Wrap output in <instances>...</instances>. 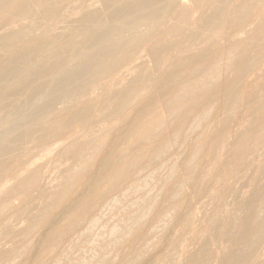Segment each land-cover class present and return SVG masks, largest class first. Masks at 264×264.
Returning <instances> with one entry per match:
<instances>
[{
  "label": "bare ground",
  "instance_id": "obj_1",
  "mask_svg": "<svg viewBox=\"0 0 264 264\" xmlns=\"http://www.w3.org/2000/svg\"><path fill=\"white\" fill-rule=\"evenodd\" d=\"M66 1L69 3L70 0H66ZM78 1H82V0H78ZM104 1L107 4V8L117 7L115 12L113 13V17L117 18L120 21L122 20L124 24L126 22L129 23L130 20H138V19L140 20V18H145L148 20H152L151 26L149 24L150 28L147 29L148 31L146 30L147 32L145 31L141 32L139 28L140 24H138L135 27H130L129 25L130 27L129 29H127L128 26L126 27V29H124L123 27H120V25L117 24L116 21L117 25L115 27L107 26L108 28L104 30H98L100 24L102 23H104V25L106 24V22H99L97 20L99 19L97 14L98 9L96 12L91 11L90 9V11L85 12L82 16H80L79 14L80 16V18H78L79 20L77 21L74 20L70 23L68 22L67 26L69 25L76 26L77 24L87 25L86 32L89 31L91 32L90 40L86 45L80 48L77 54H75L76 57H75L74 65L73 66L71 65L72 67L70 66V68L67 69L65 72H63L61 76L59 75L60 79L58 80L57 84L54 85L55 87H53V89H52V82L50 83V87L52 90L50 94H48L49 96L48 99L42 105L40 104L38 108L36 106L37 108L36 111L30 116H28L25 119V121H23V123L18 126V128L15 130V134L13 138L11 137L12 139H10L7 142L0 143V178L7 170L9 165L8 164L9 160L13 156L15 157L14 154L17 153V151H19L21 148L23 149L24 144L27 142V138L31 133V130L27 128V125L29 124L36 126V129L34 131H39L41 132V134L44 131H46L48 127L51 128L52 126L50 125L56 124L54 126L56 127L61 126L62 128L70 129L71 133L74 132L75 130H77L76 134H78L79 131L80 133L84 132L85 136H90L91 138L88 141L86 139V141L78 142L75 139L76 136L75 132L73 133V135L68 134L69 135L68 138H71L70 139L71 141L69 139L68 140L72 142V144L69 142L68 147L70 151L78 154L77 157L79 159V162L77 161L78 170L77 171L75 170L74 168L75 165H74L73 168L75 170V173L73 172L72 174L68 175L65 178L63 185L57 191L56 194H53L52 198H50L47 205L43 208L41 214L33 218L27 224V226L24 228V230L21 233L22 238L20 240H13L12 244L7 249H3L0 251V264H7L10 261H14L17 258H20V256L26 259V262L23 263L24 259L22 261L21 258L22 264H48L49 260L51 259L53 260V262L51 263L54 264L55 263L58 264L59 262H62L61 260H63V264H65L64 261L68 264H143L147 260L149 255L152 253V249L154 247H157L166 236L165 230L162 233H160V235L158 234L157 231H159V228L162 225L163 226L166 225L165 223L167 218H169L168 216L170 212L172 210H177V214H176L177 216L182 212L184 208L187 207L188 205L187 203H189V200L187 202H184L183 199L181 198L180 193L182 191L181 190L182 183L179 182L176 185H172L173 183L170 181V179L172 178L170 179L168 178V180H166L165 182V187H166L165 196H163L161 199L152 198L150 200L145 196L144 197L145 201L147 199V202H145L146 205L144 204V201L140 200L143 206L145 205L144 209L138 212H134V214L131 215L128 214V212L131 213L130 210L131 207L130 205H128L130 203L124 202L129 206V209H126L125 211L128 210L126 213L129 215L127 217L130 218L131 216L130 220L127 222L123 220L122 223L125 222L124 225L120 224L119 226L118 223L117 226L116 224H114L112 227H110L111 230L109 229L110 230L109 234H111L112 237H114L113 241L106 242L107 241L106 239V241L102 242L97 246L94 253L95 256L93 257L94 259L90 260L93 261L92 263H90L83 257L81 258V256L80 258H76L74 255V251L76 249L82 248L84 246V243L92 240L91 234L85 232L82 229L87 225H91V226L94 225V230H95V225L97 224L98 219H100L98 217L99 214L98 212L100 208H102L105 205V203L108 202V199L109 198L111 199L110 196L112 194L114 195V193L116 192H121L124 189H127L128 191L129 189L134 188L137 185L136 182L138 181L135 180V174L136 172L138 171L140 172L142 169L144 168L146 169V167H148V165L152 162L151 160L150 161L148 160L149 157L153 154H156V156L157 155L161 156L163 153H165V151L168 150L170 144L174 139H178L179 141L183 139L181 137L179 139V136L182 134L183 130L185 131V129L191 128L192 125L194 126V128L196 126L199 127L200 124L198 125L199 123L198 118L200 120L202 116L205 117L209 115L214 104L216 105V103H219L218 112L220 113L221 118L219 119L218 124L215 126V128L213 126V129L211 127L210 132L208 131L206 134L201 133L200 136L195 137V139L199 137V139L201 140L200 142H196L195 140L196 145L192 143L193 145H191L189 152L186 155L187 158L185 157L186 160L184 162L183 172L185 171L186 173L187 176L186 180L189 181L188 184L194 185L198 181L200 177V172L198 170L199 164H201L206 159H213L214 162H217L218 157L221 156V154L219 155L218 153L221 149L225 148V145L227 143L228 133H229L228 128L230 123L229 120L231 116L240 115L238 124L248 122V125H250V121L247 118V114H248L247 110H246V114H244L243 112H241V108L243 107V103H244L243 91L246 89V86L248 85V83L246 84L245 81L248 80V77L256 69L255 66L257 65V63L259 64L261 63L259 62V59L262 50L264 48V0H234L235 2L233 1L234 2L233 7L236 6V10L234 11L228 9V7L225 4L226 0H193L196 3L195 5L196 8L197 6L201 8V6L204 5H209L211 8L209 14H205L204 16H201L198 19L194 18L191 15L192 14L190 12L191 9L190 10L180 9V6L182 4L181 0H126L125 2L124 0H104ZM61 2L63 3L62 0ZM76 2L77 0L75 1V3ZM68 3L65 2L63 4L64 6H66V4ZM71 3L73 2H70V5ZM167 4L171 6V9L166 15H162V14L160 15L161 10ZM91 5L90 8H92ZM68 6L69 5L65 7V12H62L60 11V8H58V1L56 0H0V21L4 23L3 20L5 19L7 20L14 18L18 19L19 17H21L22 19V16L34 13L36 14V16L39 15L45 20L44 22H42L44 26L45 24L48 25V27L45 26V28L47 27L48 29L46 28V31L43 36L55 37L56 34L54 27H56V25H59L57 23L60 22L58 18L60 17V19L65 20V23H67L66 15H68V17L70 18L72 17L70 16V14L72 13L75 14L77 12V8H73V7H72L73 10L70 12ZM82 6L83 8L84 6L86 7V5H82ZM68 11L70 12V14H66ZM171 13H173L171 17H173L174 23L171 22L173 23V25L170 26L169 24L170 26L169 27L167 24L165 25V22L168 23L166 19L170 17L169 15ZM153 14H159L155 20L152 19ZM64 15L66 17H64ZM56 20L59 21L56 23V25H53V23L56 22ZM171 21L173 20L171 19ZM7 22L8 21H6V24ZM17 22H19V19L17 20ZM132 22L133 21H131V23ZM248 22L249 25L251 23L253 24L255 23V27L249 29L247 27ZM30 24L31 22L29 21V25ZM63 24L62 26H57L60 28L64 26L62 32L65 29V25H66ZM142 24L144 23H141V25ZM22 28H24V25L22 26ZM73 29L74 28H72V30ZM198 30H203L205 33L208 34V36H198L197 39L198 41H196L195 43L192 42V44L189 46L182 45L181 39H188V40L191 39L193 35L198 34ZM24 31L25 32L20 33L22 37L24 36L23 39L25 38L23 43L20 42L13 43L12 41V43L0 44V122L1 121L6 122V120H8L11 116H13V114L16 113L19 114V111L22 112V110L25 107H27L29 103H31L30 101L33 100L32 97L36 93L41 91L42 87H44L46 84L49 83L51 73L53 72L54 69L56 70V67L59 64L61 63L63 64L65 62V59L67 57L66 54L67 52H69V51L67 52L62 51L59 53L55 52L54 55L56 56L53 55L54 57L53 58L50 57V59L46 58L47 60H45L41 64L39 63L40 65L36 69L34 68L35 70L34 69L31 70V74L27 73L29 77H27L26 79L21 78L20 81L19 80L13 81L12 82L13 84H11L12 80L19 78L20 74H22L21 73L22 70H24L29 63H32L33 60L35 61L38 54L44 52L46 53L47 51L51 53L50 49L53 48L54 41L55 40L56 42L58 41L56 37L55 40L54 38H52L54 41L46 37L37 38V39L28 38L29 37L28 33L31 32L32 30L31 29L27 30L26 28ZM40 31L42 30L40 29ZM239 31L246 32V35L243 37H242V33H240L241 36L237 35L236 32H238L239 34ZM59 32L61 35L60 30ZM66 32H64V34H66ZM69 32L70 34L72 33V31ZM68 35H66L65 37L69 38ZM83 36L85 38V35ZM79 37H81V35ZM60 38L63 39L64 37L62 38V36H60ZM73 39H71V43ZM59 41L61 40L59 39ZM79 43L80 42L76 43L78 47H79ZM57 44L58 46H60L59 48L61 49L63 48L62 45H59V43ZM72 45L74 46L75 44H71L70 46ZM3 47H5L7 52L5 56H2L1 53L2 51L1 48ZM73 50H76V48ZM144 50L151 55L152 60L156 66H158L160 69L166 66V69L162 70L163 75L161 77V80L156 85V89H157L156 95L153 97L151 93L152 98L146 100L145 104L142 107H140V109L137 112L135 111V114L131 119L129 118L126 119L129 121L123 122V124L121 123V125L118 126L117 131L115 130V128L110 127L105 132L106 134L105 136H103V134L101 133L102 134L101 137H98L97 135L98 133L96 131L97 137L94 135V137L92 138L91 135H93V133L89 135L90 134L89 132H92L94 128L92 126L93 124L90 125V122L92 119L104 115L106 112H108V110L118 113V111L124 109L131 102V100L134 99L136 100V98L141 95L143 86L141 87L140 85H136V86L132 85L133 87L127 90H125L124 88H123L124 90H119V91L115 90V92H113L110 95V97L108 96V99L106 100L105 103V107L99 106L98 102L91 100V98L95 99V96L94 97L92 96L89 101L80 100L78 101V103L79 102L80 104L82 103L81 107L80 105H78V110L74 111V113L71 116L66 117V115H68L67 114L68 111L66 112L65 110L66 112L65 113L62 109L63 111L62 114L65 113L66 115L64 114L65 116L60 115V118L58 117L57 114L58 112H56L58 111L56 110V106H57L56 104L65 100L73 93L77 92L78 90L80 89L83 90V88L86 87L87 85L95 84L98 81V79L102 77H108V78L110 77V82H111V77L114 78L113 74L117 73L118 71L121 72L122 67L124 65L127 66L128 63L134 60L135 58H136L135 60H137V57L135 56L136 55L138 56V54ZM53 51L51 54H53ZM71 55H69V57ZM42 56H40L41 59ZM176 59H180V64L177 66L173 64L174 60ZM67 60L66 63L68 62ZM220 62H222L223 65L226 62L228 63L229 69L231 71L230 77L223 78L224 76L223 77L221 76L218 67V65H221ZM37 63L35 62L34 65H36ZM66 65L68 66V64ZM31 66H33V64ZM145 70L147 71V69ZM25 71L27 72V69L24 70V73H26ZM140 77L144 78V76L141 75L137 79H139ZM54 78L58 79V77H54ZM117 83H115V87H120V86H116ZM111 88L113 89V87ZM261 89L263 90L262 87ZM261 89L260 91H262ZM108 91H110V88H108ZM148 91H146V93ZM261 93L263 94L264 92ZM260 96L263 97L264 95L263 96L260 95ZM138 103H139V99H138ZM32 106L33 105H31V107ZM217 106H215V108ZM75 107L77 106L75 105ZM252 107H253L252 112L261 111V114H259L260 117L258 118V121L255 120L257 121L255 122V127L256 128L260 127V131L259 133H256V137L257 138L261 137L262 139V137L264 136L263 135L264 134V103L260 106L257 107L252 106ZM126 109L128 110L129 108ZM134 110H135V105H134ZM212 113L214 112H211L210 114ZM127 114L128 113H126V115ZM111 115H113L112 112ZM62 116L66 118L64 117L61 118ZM119 117L118 119H120ZM124 118H127V116L126 117L124 116ZM217 118L218 116L216 117V119ZM216 121L218 120H215V122ZM8 122L10 123L9 120ZM102 123L105 124L104 122ZM194 124L197 125L195 126ZM213 124L216 123L213 122ZM204 125L206 124L204 123ZM247 128L248 127H246L245 130ZM239 131L240 130H237L235 132H239ZM9 132H11V129ZM94 134H95V130H94ZM6 136H8V134H6ZM250 137H251L250 135L244 134L243 132V134L235 142V145L231 146L233 147L232 148L233 152L231 151L232 153L231 155H234L235 153L234 156H236L238 155L236 153H239L238 156L240 158L239 157L238 158L240 160L237 163L241 164V166L242 163L248 158V153H249L248 150L250 149L252 150L251 147L252 146L254 147L253 144L254 141ZM1 140L2 138H0V141ZM87 142H90L93 145L92 150H89L92 151L91 156H88V154L91 153L89 151L87 155L84 154L85 152L84 153L81 152L84 144H86ZM136 145L138 146V148H134L137 147ZM36 146H37V142H36ZM27 147L29 148V146ZM87 148L89 147L87 146ZM226 149H227V145H226ZM228 149L230 150V147ZM23 151H25V147ZM158 156L156 158L154 157V159L155 160L158 159L159 158ZM164 159L165 158H163L162 160ZM221 161H223V158L221 159ZM221 163L215 165L214 167L219 168ZM96 165L98 166L100 165L98 169L94 168ZM172 170H170V172H172ZM12 176L14 177L15 181L6 188L5 194L7 197L4 196L5 198L0 203V217H3V215L7 211L13 210L14 212L15 210V206H13V204L9 199L10 196H18L22 202H25V200L30 198L32 193L40 185V184L38 185L39 179L41 181V179L43 178L42 172L39 167H30L28 165H26L23 168V171H20L19 174L14 172ZM142 184L143 182L141 183V186ZM143 186L146 185L143 184ZM1 187H3V185ZM140 190H142V188ZM261 191H260V195H261ZM182 194L184 193L182 192ZM148 195L149 197H152L151 194ZM116 196L120 197V194L118 193V195ZM119 197L118 200H116L115 197L114 198L112 197L113 200L111 199L110 201H113L114 203L116 200L117 204L121 203L120 201H122L121 199L123 197L120 198V200ZM128 197H130L129 193L127 198ZM131 199L133 198L131 197ZM144 199L142 198V200ZM128 200L130 201V199ZM137 201L139 202V200ZM134 202L135 204L137 203L139 205L138 202L136 201ZM248 203L250 204V202ZM125 204L123 207H125ZM142 204L140 203V206L137 205L139 209L142 207ZM216 205H218V203ZM246 205L248 204H245V206ZM119 206L121 208L122 205ZM137 206L135 205L136 209H138ZM113 207H115V205ZM215 207H219V205ZM135 208H133V211H136ZM211 208L214 207L211 206ZM39 210H41V208H39ZM10 213L11 212H9V214ZM16 213L17 212H15V214ZM212 213L214 214V212ZM208 215L207 218L209 217ZM99 216L101 215L99 214ZM212 218H215V215ZM212 218H210L211 223L213 221ZM126 220H128V218H126ZM204 221L206 223V220ZM167 222H169V219L167 220ZM208 223L210 226V222L207 219V223L205 226H207ZM246 225L248 231V238L247 241H245L246 244L244 246H240L237 250L235 249V252L233 251L234 252L233 256L230 257L231 259L226 264H252L253 261L257 260L259 251L261 250L264 244V192L261 195L259 202L255 203V206L252 209V212L247 219ZM98 226L97 228H99ZM237 227L238 226H236V228ZM164 228L166 229L165 226ZM209 228L211 229V227ZM223 231H224L223 236L228 237L229 238L228 240L230 241V237H231L230 235L233 232V230H231L230 227H227L225 230L223 228ZM35 232L38 233L35 234ZM210 232L211 231H209V233ZM101 233L97 234L96 232L97 238H95V241L96 239L101 238L100 236L98 237V235L103 236ZM33 234L35 235L33 236ZM31 236H33L34 239H32ZM35 236L37 237L36 240H35ZM104 237L105 236H103V238ZM107 237L110 238L109 236ZM103 238L100 240H105ZM83 239L87 241H83ZM236 239L237 237L235 238V241ZM201 243L202 244H200V246L197 248L195 255L188 264H200L205 260L206 252L208 251L209 245L206 242V240H204L203 242L201 241ZM226 243H228V241L225 242L224 244ZM86 248L89 247L87 246ZM80 253L81 252H79L78 254ZM50 254H53L54 256L52 255L53 257L51 258ZM48 256L50 257V259ZM15 264L18 263L15 262ZM258 264H264V260L260 262L258 260Z\"/></svg>",
  "mask_w": 264,
  "mask_h": 264
},
{
  "label": "rangeland",
  "instance_id": "obj_2",
  "mask_svg": "<svg viewBox=\"0 0 264 264\" xmlns=\"http://www.w3.org/2000/svg\"><path fill=\"white\" fill-rule=\"evenodd\" d=\"M56 1H58V8H60V11H62V12H65V7L67 5H69L68 9L70 10V12L73 10V8H77V12L75 14L74 13L70 14L69 11L66 13V14H70V16H72V17L69 18L68 15H66L67 17L64 15V17L67 18V21H66L67 23H65V20L60 19V17L58 18L60 20V22H58L59 20H56V22L53 23V25H56L57 22H58L57 24H59V25H56V27H54L55 28V34H56L55 37L58 40L57 42H56L54 36H43L45 31H46V28L48 27V25L45 24V26H47L45 28L44 24H42V22H44L45 20L42 17H40L38 14H37L38 16H36V14H34V13L27 14L28 16L24 15L26 17L22 16V19H21V17H19L18 18L19 22H17V20H18L17 18L16 19L15 18L14 19H8V20L5 19V20H3L4 23H2V21H0V35H1L0 39L2 38L1 41H0V44H2V43H12V41H13V43H19V42L23 43L25 38L23 39L24 36L22 37L20 33L25 32L24 30L26 28H27V30H30V29L32 30L31 32L28 33L29 34L28 38L37 39V38H43V37L45 38L46 37V38H49L51 40H53L52 38H54V40H55V41L53 40L54 41L53 48L50 49L51 53L54 50L53 54L49 53V51H47L46 53L45 52L44 53H40L41 55L38 54V56L36 57L35 61L33 60L32 63H29L26 66V68L24 69V70L27 69V72L25 71L26 73H24V70H22V72H21L22 74H20L19 78L15 79V80H12L11 84H13L12 83L13 81H18V80L20 81L21 78L22 79H26L27 77H29L28 74H31V70H33L34 68L36 69L45 60L50 59V57L53 58L54 56H56V55H54L55 52L59 53V52H62V51H65V52L69 51L66 54V56L68 58L66 57L65 62L63 64L62 63L59 64L56 67V70L54 69L53 72L51 73L49 83L46 84L44 87H42L41 91H39L38 93H36L32 97V99L35 101V103H34L33 100H31L30 101L31 103H29L30 105L28 104L27 107H25L22 110V112L19 111V114L16 113L17 115L13 114V116H11L8 119L10 121V123L8 122V120H6V122H4V121L0 122V138H2L0 143L1 142H7L10 139H12L14 134H15V130L18 128V126L20 124H22L23 121H25V119L28 116L33 114L36 111V109L40 106V104L42 105L48 99V97H49L48 94H50V92L53 89V87H55L54 85H56L58 80L60 79L59 75L61 76L62 73L65 72L67 69H69L71 65L72 66L74 65V61H75V57H76L75 54L78 53V51L80 50L81 47H83L84 45H86L89 42L90 36H91V32L90 31L86 32L87 31V25H85V24L84 25L83 24H79L78 25L77 24L79 27L77 25H76L77 27L76 26H70V25L67 26L68 22L70 23V22H72L74 20H76V21L79 20L78 18H80V16H82L85 12L90 11V9H91V11H95V12L98 9V13L97 14H98V18L99 19H97V20L99 22H106L105 25H104V23L100 24L98 30H104V29L108 28L109 26L115 27L117 24H119L120 27H123L124 29H126V27L128 26L127 29H129L130 27H135L138 24H140V27H139L140 31L141 32L142 31L143 32L144 31L147 32L148 31L147 29L150 28L151 23H152V20H148V19H145V18H140V20L139 19L138 20H130L129 23L126 22L128 25L126 23L124 24V22L122 20L120 21L117 18L113 17V13L117 9V7L116 8L115 7L107 8V4L105 3L104 0H86V1H84V0L78 1L77 0L76 3H75L76 0L75 1L70 0L69 3L66 0L65 1L62 0L63 3H65V2L68 3V4H66V6H64V4L61 2V0H56ZM125 1L126 0H124V2ZM181 1H182V4L180 6V9H187V10L191 9V11H190L192 13L191 15L194 18H196V19L200 18L201 16H204L205 14H209L210 11H211V8H210L209 5L201 6V8L197 6V8H196V6H195L196 3L193 0H181ZM233 1L234 0H232V1L231 0H226V2H225V4L228 7V9L231 10V11L236 10V6H234L235 9L233 7V3L235 2V1L234 2ZM70 2H73V3H71L72 6L70 5ZM79 2H81V3H79ZM84 2H85V4H84ZM77 3L79 4L80 7L78 6ZM82 5H86V7L84 6V8H83ZM90 5L92 6L93 10H92V8H90ZM70 6H71V8H70ZM81 6H82V8H81ZM193 6H195V7H193ZM85 8H87V9H85ZM170 9H171V6L169 4H167L161 10L160 15L161 14L162 15H166L169 12ZM66 11H67V9H66ZM194 13H195V16H194ZM76 14H77V16H76ZM79 14H80V16H79ZM158 15L159 14H153L152 19L155 20L156 17H158ZM172 15H173V13H171L169 15L170 17H168L166 19V21H168V23L165 22V25L166 24L168 26H169V24H170V26L173 25L174 19H173V17H171ZM32 16H33V18H32ZM28 17H29V19H28ZM42 19H43V21H42ZM171 19L173 21H171ZM34 20L36 21V24H35ZM62 20H63V22H62ZM141 20H143V21H141ZM6 21H8L7 24H6ZM29 21L31 22L30 25H29ZM116 21H117V24H116ZM131 21H133V22L131 23ZM144 21H147V22H144ZM108 22H109L110 25L108 24ZM171 22H173V23H171ZM249 22H248V26L247 27L249 29L254 28L255 27V23L254 24L251 23L249 25ZM25 23H26V25H25ZM60 23H61V25H60ZM63 23L66 24V25H65V29L62 32V29L64 28V26L61 27V28L57 27V26H62ZM141 23H144V24L141 25ZM17 24H19V25H17ZM38 24L39 25L42 24V25H40V27H39ZM149 24H150V26H149ZM23 25H24V28H22ZM32 25L33 26L35 25V26L33 27ZM129 25H130V27H129ZM147 25H148V27H147ZM72 28H74V29L72 30ZM40 29L43 31V34H42V31H40ZM78 29H80V30H78ZM82 29H84V30H82ZM33 30H34V32H33ZM59 30L61 31V35H60ZM65 30L69 33V35H68V33ZM76 30H78V31H76ZM69 31H72V33H71L72 36H71ZM64 32H66V34H64ZM76 32H77V34H76ZM236 33L239 36H241L240 33H242V37L246 35V32H243V31L242 32L239 31V34H238V32H236ZM79 34L81 35V37H79L80 36ZM17 35H19V36H17ZM66 35H68L69 38L65 37ZM83 35H85V38H84ZM60 36H62V38L63 37L64 38L61 39ZM73 36H75V37H73ZM198 36H208V34L205 33L203 30H198V34L193 35V37L191 39H189V40L188 39H181V43L184 46H189V45L192 44V42L195 43L196 41H198L197 40ZM86 37H87V39H86ZM59 39L61 41H59ZM71 39H73L72 43H71ZM82 40H83V42H82ZM84 41H85V44H84ZM77 42H80L79 43V47L76 44ZM57 43H59V45H62L64 49L62 48L63 49L62 50L61 48H59L60 46H58ZM71 44H75V45L74 46L72 45L73 46L72 47V46H70ZM75 48H76V50H73ZM1 49H2V51H1L2 56H5V54L7 53L5 47H3ZM58 53H56V54H58ZM71 53H72V55H71ZM69 55H71V56L69 57ZM40 56H42V59L40 58ZM135 57H137V60H135L136 59L135 58L134 60L129 62L127 66L124 65L122 67L121 72L118 71L117 73H115L116 75L113 74L115 79L113 77H111V82H110V77L109 78L108 77H102V78L98 79V81L95 84L87 85L86 87L83 88V90L82 89H80L81 91L78 90L77 92L73 93L71 96L66 98L65 100H63V101L59 102L58 104H56L57 105L56 106V110H58L56 112H58L57 113L58 117L60 118V115H64L67 111H68L67 112L68 115L65 114L66 117L71 116L74 113V111L78 110V105H80V107H81L82 103L81 104H80V102L78 103V101H80V100H86V101L88 100L89 101L92 96L93 97L95 96V99L91 98V100H93L95 102H98L99 106L105 107V103H106V100L108 99V96L110 97V95L113 92H115V90L116 91L124 90V89L127 90V89H130L131 87L136 86V85H140L141 87L143 86L142 87L143 90H142L141 95L136 98L137 101L135 99L131 100V102L129 103L130 107H129V104H128L124 109L118 111V113L114 112V111H111V110H108V112H106L104 115H102V116H100L98 118L92 119L91 122H90V125L93 124L92 126H93L94 129L92 130V132H89L90 134L89 133L88 134L91 135L93 133V135H91L92 138H93L94 135L96 136V131H97L98 137H101L102 134H103V136H105L106 135L105 132L110 127L115 128V130L117 131L118 130V126H120L121 123L123 124V122L129 121V120H126V119H128V118L131 119L133 117V115L135 114V111L137 112L140 109V107H142L145 104L146 100H149L150 98H152V95H153V97L156 95V93H157L156 92V90H157L156 89V85L161 80V77L163 75V71L162 70L166 69V66H164L162 69H160L158 66H156L155 63L152 60L151 55L149 53H147V51H145V50L140 52L138 54V56L136 55ZM263 57H264V48L262 50V53H261L260 59H259V62H261V63L260 64L257 63L258 66L257 65L255 66L256 69L248 77V80L245 81V83L246 84L248 83V85L246 86V89L243 91L244 103H243V107L241 108V112L246 114V110H247V113H248L247 114V118L250 121V125H248V122L247 123L244 122V123H239L238 124L240 115L239 116L235 115L236 116L235 117L232 114L233 116H231V118L229 120L230 121L229 128H228V132L229 133H228V140H227V143H226L227 149H226V145H225V148L221 149L219 151V153H218L219 155L221 154L222 157L219 156L218 159H217V162H214L213 159L204 160L201 164L198 165V170L200 172V177H199L198 181L194 185L188 184L189 181L186 180V178H187L186 173H185V171L183 172V170H184L183 169L184 162H185V160L187 158L186 155L188 154L191 145H193V144L196 145V142H200L201 139H199V137L195 139V137L200 136L201 133L206 134L208 131L210 132L211 127L213 129V126L215 128V126L218 124L219 119L221 118V116H220V113L218 112L219 103H216V105L215 104L213 105V108H215V106H217V105L218 106L215 109L212 108L213 111L211 110V112L215 113V110H216V113H219V114L215 113V115H214V113L210 114L211 113L210 112L209 115H207L205 117L202 116L200 120L198 118V121H199L198 125L200 124V126L197 127L196 126L197 124H194L196 126L195 128L192 125L193 127L191 126V128H188L189 131H188V129H185V131L183 130L182 134L179 136V139H180V137L183 138V139H181L180 141L178 139H174L172 141V143L170 144V147L168 148L169 151L168 150L165 151V153H163L161 156L157 155L159 157L158 159H156L157 161L154 159L156 154H153V155H151L149 157L148 160L152 161L151 163L149 162L150 166L148 165V167H146V169L144 168V169H142L143 171L142 170L140 172L138 171L135 174V180L136 181L138 180L136 182V184H137L135 186L136 188L134 187L132 189H129L128 191H127V189H124L123 191H121L123 193L116 192V193H114V195L112 194L110 196L111 199H112V197L113 198L115 197L116 200H118L119 196L117 197L116 195H118V193H119L120 194L119 200H120V198L123 197L121 199L123 202L120 201L122 204L121 203L117 204L116 200H115V202L113 203V201H110L111 199L109 198L108 202L105 203V205L107 204L106 207L104 205L102 208H100V210L98 212L101 216H99V214H98V217L100 219H98V222L95 225V230H94V225L93 226L87 225L84 228L82 227L83 228L82 230H84L85 232H88V233L91 234V239L92 240L84 243V246H83L84 249L81 246L82 248L76 249L74 251V255H75L76 258H80V256H81V258L83 257L87 261L92 263L93 261H90V260L94 259L93 257L95 256L94 253H95V249L97 248V246L99 244H101L102 242L106 241V239H107L106 242L113 241L114 237H112V235L109 234V232L111 230L110 227H112L114 224H116V226H117L118 223H119L118 224L119 226H120V224L124 225L125 222L122 223V221L124 220V221L127 222L131 218V216H130V218L127 217V216H129L131 214H134V212H138V211L143 210L144 206L146 205L145 202H147V199H146V201L144 199L145 196L147 198H149V200L152 199V198L161 199L163 196H165V193H166L165 192L166 191L165 182H166V180H168V178L169 179L172 178V179H170V181L173 183L172 185H176L179 182L182 183L181 184V190L182 191L180 193L181 194V198L183 199L184 202H187L189 200V203H187L188 204L187 207L184 208L182 210V212L179 215H177V216H176L177 210H172L170 212V214L168 216L169 218H167V220L169 219V222H167V220H166V223H165L166 225H164L166 227V229L162 225L159 228V231H157L158 234L160 235V233H162L165 230V235L166 236L164 237L163 241H161V243L157 247H154L152 249V253L149 255V257L147 258V260L143 264H176V263L177 264H179V263L180 264H183V263L184 264H188L190 262V260L193 258V256L195 255V253L197 251V248L200 246V244H202L201 241L203 242L204 240H206V242L208 243L209 246H208V251L206 252L205 260L203 262H201L200 264H207V263L209 264V262H210V264H222V263L226 264L231 259L230 257L233 256V254L235 252V249L237 250L240 246H244L246 244L245 241H247V238H248V231H247V225H246L247 219L250 216V214L252 212V209L255 206V203L259 202V200L261 198V195L264 192V189H263L264 188V136L262 137V139H261V137L257 138L256 137V133H259L260 127L259 128L255 127V122L258 121V118L260 117L259 114H261V111H253L252 112V110H253L252 106L257 107V106H260V105H262L264 103V99H263L264 98V96H263L264 93L263 94L261 93V92H264L263 91L264 90V60H263L264 58ZM66 60L68 61L67 63H66ZM35 62L36 63L38 62V63L36 65H34ZM65 63L68 64V66ZM226 63H224V65H225L224 66L222 64V62H220L222 67H221V65H218L219 72H220L221 76L222 77L224 76L223 78H225V77L227 78V77L231 76L230 75L231 71L229 69V65H228V63L227 64ZM32 64H33V66H31ZM173 64L176 65V66L179 65L180 64V59L174 60ZM134 69H136V70H134ZM145 69H147V71ZM119 73H121V74H119ZM228 73H229V75H228ZM24 74L25 75L27 74L26 77H25ZM138 75L139 76L143 75L144 78L140 77L139 79H137L139 77ZM54 77H58V79L54 78ZM53 78H54V80H53ZM112 79L114 81L116 79H118V80H116L114 82ZM117 81H118V83H117ZM51 82H52V89L50 87V83ZM109 82H110V84H109ZM115 83H117L116 86H120V87H115ZM134 83H135V85H134ZM146 83H147V85H146ZM148 85L152 86V87H149ZM49 87H50V89H49ZM111 87H113L114 90ZM261 87L263 88V90L261 89ZM108 88H110V91H108ZM260 89L262 91H260ZM146 91H148V92L146 93ZM244 92H245V95H244ZM151 93H152V95H151ZM259 94L262 95L263 97H261ZM147 95H148V98H147ZM149 95H151V96H149ZM141 97H142V99H141ZM138 99H139V103L141 102L140 104L138 103ZM71 101H72V103H71ZM261 102H263V103H261ZM133 104L135 105V110H134V105ZM31 105H33V106L31 107ZM75 105L77 107H75ZM255 105H257V106H255ZM36 106H37V108H36ZM126 108H129V109L127 110ZM62 109H63L64 112L66 110V112L64 114H62L63 113ZM59 111H61V112H59ZM161 111H163V110H161ZM111 112H112L113 115H111ZM126 113H128V114L126 115ZM249 113H250V115H249ZM117 114H118V116H117ZM64 116H62L61 118H63ZM124 116L125 117L127 116V118H124ZM217 116H218V118L216 119ZM250 116H251V118H250ZM66 117H64V118H66ZM114 117H115V120H114ZM118 117L120 119H118ZM212 118H213V120H212ZM210 119H211L212 123L210 122ZM202 120H203V122H202ZM215 120H218V121L215 122ZM255 120H257V121H255ZM102 122H104L105 124H103ZM213 122L216 123V124H213ZM204 123L206 125H204ZM102 124H103V126H102ZM54 125H56V124L50 125L52 127L51 128L48 127L47 130L44 131L42 134L39 131H34L36 129V126L31 125V124L27 125V128L31 130V133H30V135L27 138V142L23 146V149L25 147V151H23V149L21 148L22 150L20 149L19 151H17V153L14 154L15 157L13 156L9 160L8 168H7L6 172L4 173L5 175L3 174L2 175L3 177L1 176L2 179L0 178V203H1L3 201V199L5 197H7L6 194H5L6 188L15 181L14 177L12 176V174L14 172L19 174L20 171H23V168L26 165H28L30 167H39L41 172H42V177H43L41 179V181L39 179L38 185L39 184L40 185L32 193L31 197L27 199L28 201L25 200V202H22L18 196H10L9 197L11 203L13 204V206H15V210H14V212H13V210L12 211H7L3 215V217H0V251L3 250V249H7L12 244L13 240H20L22 238V234L21 233L24 230V228L27 226V224L33 218H35V217H37V216H39L41 214L43 208L47 205V203L49 202L50 198H52L53 194H56L57 191L61 188V186L64 183L65 178L68 175L72 174L73 172L75 173V170L76 171L78 170V164H77L79 162V159L77 158L78 154L73 153L72 151H70L68 146H69V142L71 141L70 140L71 138H68V137H69V135H73L74 132H75V135H76L75 139L78 142L86 141V139L88 141V140H90L91 137L90 136H85L84 132L80 133V131H79L78 134H76L77 130H75L74 132L71 133L70 129L62 128L61 126L60 127H58V126L56 127ZM97 126H98V128H97ZM205 126H206V128H205ZM246 127H248V128L245 130ZM1 128H2V130H1ZM10 129H11V132H9ZM203 129H205V130H203ZM94 130H95V134H94ZM237 130H240V131L239 132H235ZM50 131H52V132H50ZM64 131H65V133H64ZM99 131H100V134H99ZM243 132H244V134H248V135L251 136L250 138L254 141V143H253L254 147L252 146L251 147L252 150L251 149L248 150V152H249L248 153V158L245 160L246 162L244 161L242 163V166H241V164L237 163L240 160L239 159L240 157L238 156L239 153H236V154H238L236 156H234L235 153H234V155H231L232 154L231 151H232V148H233L231 146L235 145V142L243 134ZM249 132H250V134H249ZM251 133H252V135H251ZM6 134H8V136L9 135L10 136L8 137V136H6ZM229 136H230V138H229ZM34 137H37V138H34ZM88 137H89V139H88ZM184 140H185V142H184ZM195 140H196V142H195ZM233 140H234V143H233ZM257 140H258V142H257ZM36 142H37V146H36ZM255 142H256V145H255ZM70 143L72 144V142H70ZM87 143H88V145H87ZM87 143L84 144L81 152H83V153L85 152L84 154H86V155H87V153L91 152V153L88 154V156H91L92 155V151H89V150H92L93 145L90 142H87ZM27 146H29V148ZM87 146L89 148H87ZM228 146L230 147V150L228 149L229 148ZM134 148H138V146L134 147ZM49 151H50V153H49ZM46 153H48V154H46ZM43 155H45V156H43ZM231 156H232V158H231ZM163 158H165V159L162 160ZM222 158H223V161H221ZM231 161H232L233 165H232ZM209 163H210V165H209ZM219 163H221L220 167L219 168H215L214 166L218 165ZM12 165H13V167H12ZM74 165H75V167H74ZM154 165H155V168H154ZM99 166L96 165L94 168L98 169ZM157 166H158V168H157ZM237 166H238V168H237ZM73 167L75 168V170H74ZM215 169H216V171H215ZM170 170H172V172H170ZM228 170H229L230 173L228 172ZM220 171H221V173H220ZM150 172H151L152 176H151ZM214 173H215V175H214ZM171 174H173V175H171ZM220 174H221V177H220ZM170 175H171V177H170ZM215 176H216V178H215ZM228 176H229V178H228ZM44 177H45V179H44ZM219 177L221 178V180H220ZM4 178H5V181H4ZM217 179H218V181H217ZM183 180H184V182H183ZM139 181H141V182H139ZM176 181H178V182H176ZM238 181H240V182H238ZM142 182L146 186H143V184L141 186ZM227 183L229 184V186H228ZM139 184H140V187H139ZM237 184H238V186H237ZM2 185H3V187H1ZM255 186L258 187V188H256ZM144 187H146V188H144ZM141 188H142V190H140ZM125 191H127L129 193L130 197L127 198L128 193L125 192ZM131 191H132V193H131ZM260 191H261V195H260ZM182 192L184 194H182ZM148 194H151L152 197H149ZM210 195H211V197H210ZM239 195H240V197H239ZM131 197L134 200L131 199ZM142 198L144 200H142ZM128 199H130V201ZM136 199L139 200V202ZM140 200L144 201V204H145L144 206H143V204H142V202ZM134 201L138 202L139 205L137 203L135 204ZM109 202L111 203V205H110ZM117 202H119V201H117ZM124 202L125 203H130V204H128L131 207L130 208L131 213L128 212L129 215L126 213L128 210L125 211L126 209H129V206L127 204H125ZM132 202H133V204H132ZM248 202H250V204ZM140 203L142 204V207L139 209L138 206H140ZM202 203H203V205H202ZM217 203H218L219 207H215V206H218V205H216ZM124 204H125V207H123ZM134 204L136 206L138 205L137 206L138 209L135 208ZM239 204H241V205H239ZM245 204H248V205L245 206ZM114 205H115V207H113ZM119 205H122L121 208H120ZM228 205H229V207H228ZM249 205H250V207H249ZM211 206L214 207V208H211ZM248 207H249V209H248ZM39 208H41V210H39ZM133 208H135L136 211H133ZM229 208H230V210H229ZM118 211H119V213H118ZM9 212H11V213L9 214ZM15 212H17V213L15 214ZM212 212H214V214ZM246 214H247V216H246ZM207 215L209 216L208 218H207ZM210 215H211V217H210ZM214 215H215V218H212ZM239 215H240V217H239ZM126 218H128V220H126ZM203 218H204V220H206V223H207V219H208V221L210 222V226H209V223H208L207 226H205L206 223L203 220ZM210 218H212L214 223H213V221L211 223V221H210L211 219ZM235 223H238V224H235ZM235 225L238 226V227L236 228ZM97 226L99 228H97ZM224 226H226V227H224ZM209 227H211V229ZM227 227H230L231 230H233V232H232L233 234L231 233V235H230L231 236L230 237V241L228 240L229 239L228 237L223 236V232H224L223 228L225 230ZM209 231H211V232L209 233ZM96 232H97V234H99L101 232H104V233H101V234L103 236H105V237L103 238V236L98 235V237L100 236L101 238H98L95 241V238H97ZM37 233L38 232H35V234H37ZM35 234H33V236ZM104 234H107V235H104ZM236 234H237V236H236ZM33 236H31L32 239H34ZM107 236H109L110 238H108ZM37 237H38V235H37ZM37 237L35 236V240L37 239ZM236 237H237V239L235 241ZM102 238L105 239V240H100ZM241 238H242V240H241ZM85 239H83V241H87ZM225 239H226V241H225ZM227 241H228V243H226L227 245L224 244ZM228 244L230 245V247H229ZM87 246L90 249L86 248ZM227 247H228V249H227ZM79 252H81L82 254L81 253H80L81 255L78 254ZM190 252H191V254H190ZM52 255L53 254H50L51 258L54 256V255L53 256ZM176 255H178V256H176ZM172 256H174V257H172ZM50 257H49V259H50ZM21 258H22V261L24 259L23 263L26 262V259L24 257L20 256V258H17L18 260L15 259L14 261H10L12 263L9 262L7 264H15V262L18 263V264H22ZM151 258H152V260H151ZM171 258H172V260H171ZM210 258H211L212 261L210 260ZM218 259H219V261H218ZM157 260H158V262H157ZM170 260H171V263H170ZM258 260H259V262L264 260V244H263L261 250L259 251V255H258L257 260L253 261L252 264H258ZM61 261L62 262H59L58 264H63V260H61ZM151 261H152V263H151ZM51 262H53L52 259L49 260L48 264H54V263H51ZM64 263L68 264L65 261H64Z\"/></svg>",
  "mask_w": 264,
  "mask_h": 264
}]
</instances>
